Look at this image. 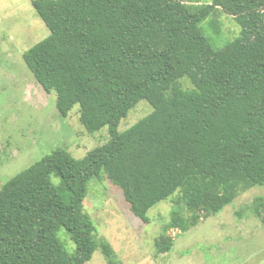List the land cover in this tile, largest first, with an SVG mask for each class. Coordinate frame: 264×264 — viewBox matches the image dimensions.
Segmentation results:
<instances>
[{
    "label": "trees",
    "instance_id": "obj_1",
    "mask_svg": "<svg viewBox=\"0 0 264 264\" xmlns=\"http://www.w3.org/2000/svg\"><path fill=\"white\" fill-rule=\"evenodd\" d=\"M32 4L50 33L23 53L26 64L56 94L62 117L78 105L86 130L107 126L109 139L80 160L55 149L0 188V264H84L98 247L115 264L114 249L96 240L83 211L92 178L118 186L145 221L151 207L171 199L173 227L186 209L211 215L264 186V0H211L196 10L183 0ZM219 8L241 39L216 49L201 24ZM140 100L152 112L120 131ZM253 203L264 222V197ZM163 233L160 253L172 242Z\"/></svg>",
    "mask_w": 264,
    "mask_h": 264
},
{
    "label": "rangeland",
    "instance_id": "obj_2",
    "mask_svg": "<svg viewBox=\"0 0 264 264\" xmlns=\"http://www.w3.org/2000/svg\"><path fill=\"white\" fill-rule=\"evenodd\" d=\"M210 1L183 0L191 10ZM201 27L216 49L241 39L240 26L220 8ZM49 33L32 0H0V188L55 149L80 160L109 139L107 126L93 133L86 130L78 105L62 117L56 94L46 92L26 64L23 53ZM182 85L192 87L186 79ZM152 110L148 101L140 100L118 129L124 131ZM51 179L58 184L59 178ZM257 196L264 197V186L241 191L211 215L184 209L181 225L173 227L168 225L171 199L151 207L145 221L132 213L118 186L107 178H92L83 211L97 228L96 240L106 239L114 249L115 264H264V222L253 203ZM163 231L172 242L168 252L160 253L156 240ZM57 236L73 253L75 245L66 230L60 228ZM84 264L110 263L98 247Z\"/></svg>",
    "mask_w": 264,
    "mask_h": 264
}]
</instances>
